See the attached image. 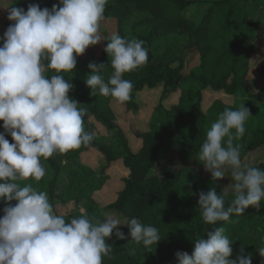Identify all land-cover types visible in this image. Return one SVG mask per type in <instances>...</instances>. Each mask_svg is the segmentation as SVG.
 Listing matches in <instances>:
<instances>
[{
    "label": "trees",
    "instance_id": "trees-1",
    "mask_svg": "<svg viewBox=\"0 0 264 264\" xmlns=\"http://www.w3.org/2000/svg\"><path fill=\"white\" fill-rule=\"evenodd\" d=\"M52 2L55 0H48L45 6L51 9ZM235 3L108 0L105 17L116 19L117 33L128 39L143 40L149 50L148 63L124 75L134 86L132 99L126 104H118L98 92L91 93L85 85L90 71H81V56L76 69L65 73V79L74 86L69 96L79 103L78 107L86 109L85 129L94 133V140L89 146L43 161L46 175L40 182L47 188L50 200L64 206L74 205L67 219L85 214L90 218L102 216V220L110 216L126 224L136 217L144 224L155 226L161 236L157 245L144 248L130 241V237L120 240L113 235L108 241L112 245L111 257H106L103 264H177V251L190 255L193 242L215 227H224L225 235L233 242L232 258L243 246L245 253L252 255V264H261L258 250L264 247V202L258 211L249 207L244 215L233 216L235 223L216 225L206 224L198 208L200 191L207 192L215 186L222 193L230 183L227 177L212 181L198 160L206 132L225 109L240 107L237 101L240 94L264 97V83L254 88L252 65L253 57H264V0L246 2L241 7L238 40L222 50L214 42V23L220 10ZM137 10L146 15L131 23L130 17ZM204 10L197 20L195 17ZM190 11L193 18L188 15ZM176 37L182 40L161 46L162 41ZM106 44L94 59L106 65L102 73L105 80L112 72L111 57L104 51ZM193 54L196 61L190 69L187 61ZM257 73L264 81V65ZM51 74V70L46 71V75ZM189 81L200 86L187 85ZM146 90L158 92L159 102L152 105L148 124L134 127V135L141 142L134 147L127 130L118 121L123 112L141 110L139 94ZM258 110L255 123H246L244 136L234 140V144L240 146L244 163L264 169V161L247 160L251 153L264 149V109ZM157 113L164 116L169 128L167 134L156 128ZM94 124L102 127V135H97ZM6 139L13 142L10 136ZM90 151L96 152L100 162L93 165L82 162V152ZM118 162L126 172L122 186L111 201L102 204L95 195L103 192L110 180L109 171ZM233 198L232 193L225 196V205ZM4 207V201L0 200V216ZM104 212L108 213L104 215ZM118 228L128 234L126 226L118 225Z\"/></svg>",
    "mask_w": 264,
    "mask_h": 264
},
{
    "label": "clouds",
    "instance_id": "clouds-1",
    "mask_svg": "<svg viewBox=\"0 0 264 264\" xmlns=\"http://www.w3.org/2000/svg\"><path fill=\"white\" fill-rule=\"evenodd\" d=\"M108 0H58L51 9L29 3L0 7L10 22L0 36V264H103L112 254L109 239L135 242L151 248L161 241L159 230L132 217L126 224L110 216L103 220L86 214L66 219L58 214L46 191L37 190L46 175L43 161L89 146L94 133L85 129L86 109L70 98L73 84L65 73L77 59L102 39L99 35ZM104 51L112 72L105 80L104 63L90 62L85 85L91 93L118 104L132 99L133 83L124 78L148 63L149 50L140 39L118 33L108 38ZM51 70V75L46 71ZM250 111L241 105L225 109L212 123L200 145L198 160L212 181L229 178L198 194V208L206 224L232 222L264 202V169L241 159V139ZM10 136L13 142H9ZM25 181H29L24 183ZM234 194L226 206L225 196ZM124 225L128 234L118 228ZM115 230V231H114ZM207 237L206 239L204 237ZM192 253L177 251V264H252L242 246L233 257V242L224 227L208 230L195 240ZM264 264V247L258 250Z\"/></svg>",
    "mask_w": 264,
    "mask_h": 264
},
{
    "label": "rangeland",
    "instance_id": "rangeland-1",
    "mask_svg": "<svg viewBox=\"0 0 264 264\" xmlns=\"http://www.w3.org/2000/svg\"><path fill=\"white\" fill-rule=\"evenodd\" d=\"M48 0H29V1H23V0H0V7H8V6H18V7H26L25 4L32 2L39 4L41 8L46 7V3ZM210 1V0H207ZM235 1L236 3L233 5H229L228 7L221 9L219 16L217 20L214 23V42L218 46L219 49H225L229 44L233 43L234 41L238 40L239 38V22L242 19L241 16V7L246 2H252L255 0H230ZM53 4L58 3V0H55V2H52ZM52 7V6H51ZM27 10V8H26ZM204 11H201L198 13V15L195 17L197 20H200ZM146 15V12L144 11H134L130 17L131 23H133L137 19H141ZM188 15H191V11L188 12ZM193 18V17H192ZM9 21L7 20V11L4 8H0V36L3 35L4 31L9 25ZM114 33H117V22L116 19L105 17L104 20L101 23L100 32L99 35L101 36V41L95 45L91 46L88 49H86L85 53L81 55V71L83 73L89 72L87 65L90 62H94V59L99 56L103 46L107 42L106 40L110 38V36ZM263 38H264V32ZM182 39L180 37L173 38L172 40L168 41H162L161 46H165L167 44H170L172 42H179ZM196 56L195 54L190 55L188 57L187 66L188 68H192L195 66ZM252 65L253 70L255 72L254 76V83L255 87L258 88L263 85L264 81L263 79L258 75L257 70L259 67L264 65V57L255 56L252 59ZM187 85L193 86L195 88H198L200 85L199 83L189 81ZM139 98L142 100L141 102V110L138 112L131 111V112H123L121 116L119 117V123L127 130V134L129 138L132 141V144L134 147H138L141 142L138 140L137 137L134 135V127L137 126H144L148 124L149 120V114L151 113L152 105H156L159 102V93L152 90H146L143 91L141 94H139ZM238 105L241 106L245 104V107L249 109L250 116L247 120V124L253 125L255 122V117H257L260 113V110L258 109H264V97L259 98H250L246 94H240L237 97ZM154 122L156 125V128L159 132L163 134H167L169 132V128L165 123V119L162 113H157L154 118ZM95 125V129L97 130V135H102V127ZM82 162H86L89 165L96 164L99 161V158L94 151L90 152H82ZM247 160L250 163H257L259 161H264V149L258 150L256 152L251 153ZM110 173V180L106 184L105 188L103 189V192L97 193L95 195V198L101 202L102 204H107L109 201H111L116 196V191L120 189L122 186V178L126 174V172L123 170V167L118 162L114 164L112 169L109 171ZM29 181H25L24 183H27ZM33 183V186L37 188V190L40 191H47V188L43 187L41 182L37 183L35 181H30ZM50 200V198H49ZM50 202L54 205V209L58 214H62L67 219L68 212L71 208H74V205L71 206H64L60 202ZM108 212H104L102 214L106 215ZM102 216H93L92 218L100 219Z\"/></svg>",
    "mask_w": 264,
    "mask_h": 264
},
{
    "label": "crops",
    "instance_id": "crops-1",
    "mask_svg": "<svg viewBox=\"0 0 264 264\" xmlns=\"http://www.w3.org/2000/svg\"><path fill=\"white\" fill-rule=\"evenodd\" d=\"M26 10V9H25Z\"/></svg>",
    "mask_w": 264,
    "mask_h": 264
}]
</instances>
